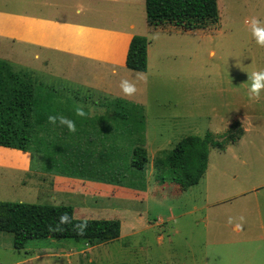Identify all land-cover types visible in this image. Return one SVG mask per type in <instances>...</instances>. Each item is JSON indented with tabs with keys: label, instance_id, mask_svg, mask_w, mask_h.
Masks as SVG:
<instances>
[{
	"label": "rangeland",
	"instance_id": "374dc122",
	"mask_svg": "<svg viewBox=\"0 0 264 264\" xmlns=\"http://www.w3.org/2000/svg\"><path fill=\"white\" fill-rule=\"evenodd\" d=\"M216 2V19H165L157 27L147 23L144 0L136 2L133 19L138 34L149 41L146 72L122 67L110 88L143 108L144 189L100 181L110 189L89 192L86 185L67 182L57 188L52 172L42 170V165L55 169L52 162L35 152H30L31 170L44 173L40 186L37 176L26 184L23 171L0 168V201L67 204L76 218H116L119 236L100 243L29 239L16 249L12 233L0 231V264H264V88L258 95L249 91L251 74L264 69V45L251 31L254 20L264 27V0ZM51 59L48 65H32L36 81L52 86L60 99L101 113L100 101L113 94L54 77L68 71L72 79L101 85L91 81L94 74L81 73V66L67 68L61 55ZM108 72L102 77H113ZM122 80L135 86L133 94L121 91ZM235 120L243 134L234 141L215 137L223 146L209 144L198 183L183 190L163 179L160 153H168L185 135H219Z\"/></svg>",
	"mask_w": 264,
	"mask_h": 264
},
{
	"label": "trees",
	"instance_id": "16d2710c",
	"mask_svg": "<svg viewBox=\"0 0 264 264\" xmlns=\"http://www.w3.org/2000/svg\"><path fill=\"white\" fill-rule=\"evenodd\" d=\"M144 8L147 23L153 27L165 19H216L218 11L216 0H144ZM147 44L146 36L131 37L125 57L128 69L146 70ZM12 66L0 59V146L40 153L55 168L42 165V170L47 172L145 188L148 155L141 105L110 97L100 101L101 113L92 114L85 106L60 99L52 86L36 81L32 70L15 71ZM77 108L83 109L85 115H76ZM49 115L71 119L75 131L69 132L59 123H49ZM238 123L235 120L219 135L207 131L204 136L181 137L168 153L159 155L163 179L183 190L198 183L207 168L209 144L223 146L215 137L224 141L239 139L243 129ZM63 215L67 219L61 222ZM0 231L12 233L16 249L23 248L29 239L39 238L100 243L119 236L120 220L76 218L73 207L67 204L0 201Z\"/></svg>",
	"mask_w": 264,
	"mask_h": 264
},
{
	"label": "crops",
	"instance_id": "0c3cea01",
	"mask_svg": "<svg viewBox=\"0 0 264 264\" xmlns=\"http://www.w3.org/2000/svg\"><path fill=\"white\" fill-rule=\"evenodd\" d=\"M136 2L137 0H0V42L3 44L0 58L6 57L11 64L34 71L33 64L48 65L55 61L51 58L59 54L66 59L67 68L81 66V73L94 74L91 81L95 84L100 82L101 85H94L83 77L72 79L68 71L67 74H53L54 77L76 84L80 82L87 88H96L113 94V97H121L113 93L110 86L116 85L115 72L126 67L129 41L133 35L138 34L133 19ZM148 50L147 44V59ZM11 55L16 59H10ZM93 67L101 70L98 75ZM107 72L113 74V77H102L101 74ZM31 153L0 146V168L23 171L27 183L22 179V184H28L29 179L35 181L37 176L35 182L40 186L44 173L32 172ZM35 155L43 161L40 153L35 152ZM27 173H30L28 177ZM2 176L4 178V174ZM49 176L57 188L58 182L86 185L89 192L111 187L97 181L55 173H50Z\"/></svg>",
	"mask_w": 264,
	"mask_h": 264
},
{
	"label": "clouds",
	"instance_id": "9594fccd",
	"mask_svg": "<svg viewBox=\"0 0 264 264\" xmlns=\"http://www.w3.org/2000/svg\"><path fill=\"white\" fill-rule=\"evenodd\" d=\"M251 31H252V35L254 36L257 44L264 45V27L259 26L258 22L254 20L252 22ZM210 55H211V53H210ZM249 80H250V84H249L250 93H252L254 95H258L259 90L261 88H264V69L253 72L251 74V76L249 77ZM120 88H121V91L125 95H131L135 92V86L127 80L121 81ZM76 115L84 116L85 113H84L83 109L77 108L76 109ZM48 121H49V123H52V124L59 123L61 125L66 126V128L69 132L75 131L74 122L67 117H64L61 115H56V116L49 115ZM60 219H61V222H63L67 219V216L63 215V216H61Z\"/></svg>",
	"mask_w": 264,
	"mask_h": 264
}]
</instances>
